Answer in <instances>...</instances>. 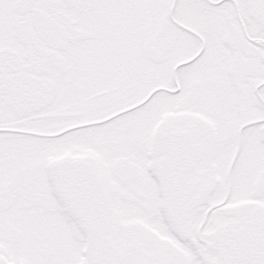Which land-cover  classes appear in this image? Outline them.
<instances>
[{
	"label": "snow or ice",
	"instance_id": "6c2138e0",
	"mask_svg": "<svg viewBox=\"0 0 264 264\" xmlns=\"http://www.w3.org/2000/svg\"><path fill=\"white\" fill-rule=\"evenodd\" d=\"M0 264H264V0H0Z\"/></svg>",
	"mask_w": 264,
	"mask_h": 264
}]
</instances>
